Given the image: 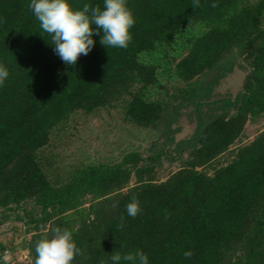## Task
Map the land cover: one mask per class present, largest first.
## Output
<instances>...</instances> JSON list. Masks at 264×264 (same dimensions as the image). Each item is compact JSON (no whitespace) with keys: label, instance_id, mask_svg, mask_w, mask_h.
Masks as SVG:
<instances>
[{"label":"trees","instance_id":"trees-1","mask_svg":"<svg viewBox=\"0 0 264 264\" xmlns=\"http://www.w3.org/2000/svg\"><path fill=\"white\" fill-rule=\"evenodd\" d=\"M215 2L126 0L136 20L128 47L102 45L101 32L66 65L30 0H0V63L9 70L0 86V224L12 213L25 220L30 264L57 226L82 249L73 264H112L114 252L137 250L150 264H264V129L232 148L249 121L264 119V0ZM236 68L242 88L216 96ZM185 108L196 127L177 141ZM112 109L160 131L163 144L112 162L67 164L49 150L75 115ZM165 158L180 167L162 179ZM133 197L136 217L126 211Z\"/></svg>","mask_w":264,"mask_h":264},{"label":"clouds","instance_id":"clouds-1","mask_svg":"<svg viewBox=\"0 0 264 264\" xmlns=\"http://www.w3.org/2000/svg\"><path fill=\"white\" fill-rule=\"evenodd\" d=\"M192 4L197 7L200 0H192ZM210 6L216 7L215 0H211ZM28 7L42 31L49 34L54 53L66 65H75L81 55H88L96 43L94 35L101 32L102 45L127 48L132 40L131 29L136 23L126 0H103V7L85 3L80 9L74 8L70 0H30ZM8 77L7 66L0 63V86ZM126 211L130 217L140 213L141 207L135 197L127 203ZM35 253V264H73L82 249L72 231L57 226L52 229L51 236L36 243ZM183 255L187 258L192 252L188 250ZM110 260L112 264H150L149 256L141 250L123 254L114 252Z\"/></svg>","mask_w":264,"mask_h":264},{"label":"rangeland","instance_id":"rangeland-1","mask_svg":"<svg viewBox=\"0 0 264 264\" xmlns=\"http://www.w3.org/2000/svg\"><path fill=\"white\" fill-rule=\"evenodd\" d=\"M244 75L245 72L242 69L236 68L217 86L216 96H235L242 88ZM179 126L181 130L175 135L177 141L188 138L193 133L196 127V114L191 108L183 109ZM263 129L264 119L256 122L249 121L243 136L233 144L232 148L248 143ZM159 136L158 130L125 123L122 114L116 109L104 110L94 116L75 115L70 120L69 127L52 141L49 150L57 152V159H63L67 164L90 158L112 162L121 159L124 152L128 150H139L144 155H148L163 144L164 140H160ZM174 147L171 146V149L173 150ZM179 167L180 161L171 162L169 159H163L162 166L158 168L160 178H166ZM26 206L30 209L32 203L29 202ZM15 214L12 213L10 219L0 224V246L6 247L5 252L0 254V264L31 263L29 250L24 247L25 240L30 237V234L26 233L25 220H17Z\"/></svg>","mask_w":264,"mask_h":264}]
</instances>
